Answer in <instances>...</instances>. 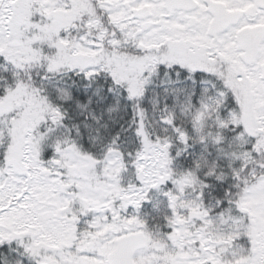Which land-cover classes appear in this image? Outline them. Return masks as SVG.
I'll list each match as a JSON object with an SVG mask.
<instances>
[{
  "label": "snow or ice",
  "instance_id": "obj_1",
  "mask_svg": "<svg viewBox=\"0 0 264 264\" xmlns=\"http://www.w3.org/2000/svg\"><path fill=\"white\" fill-rule=\"evenodd\" d=\"M0 264H264V0H0Z\"/></svg>",
  "mask_w": 264,
  "mask_h": 264
}]
</instances>
